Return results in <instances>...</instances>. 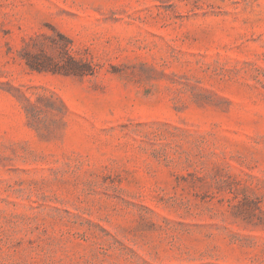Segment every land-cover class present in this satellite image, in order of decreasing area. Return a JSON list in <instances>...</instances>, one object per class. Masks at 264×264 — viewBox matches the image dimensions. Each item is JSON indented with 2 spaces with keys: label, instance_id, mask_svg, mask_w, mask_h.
<instances>
[{
  "label": "rangeland",
  "instance_id": "obj_1",
  "mask_svg": "<svg viewBox=\"0 0 264 264\" xmlns=\"http://www.w3.org/2000/svg\"><path fill=\"white\" fill-rule=\"evenodd\" d=\"M0 264H264V0H0Z\"/></svg>",
  "mask_w": 264,
  "mask_h": 264
},
{
  "label": "trees",
  "instance_id": "obj_2",
  "mask_svg": "<svg viewBox=\"0 0 264 264\" xmlns=\"http://www.w3.org/2000/svg\"><path fill=\"white\" fill-rule=\"evenodd\" d=\"M32 68H33V66L31 65V64H29ZM86 67H89L90 69H91V66L89 65V64H87V66ZM35 69H37V68H35ZM81 73V75H88V74H92L93 73V71L92 70H84V71H82V72H80ZM61 105L63 106V108H65L66 109V106L64 105V103L62 102L61 103ZM31 113V112H30Z\"/></svg>",
  "mask_w": 264,
  "mask_h": 264
}]
</instances>
